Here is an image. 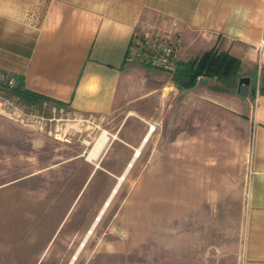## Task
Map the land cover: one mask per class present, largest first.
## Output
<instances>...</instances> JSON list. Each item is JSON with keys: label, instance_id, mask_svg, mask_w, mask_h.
<instances>
[{"label": "crops", "instance_id": "1", "mask_svg": "<svg viewBox=\"0 0 264 264\" xmlns=\"http://www.w3.org/2000/svg\"><path fill=\"white\" fill-rule=\"evenodd\" d=\"M144 30L171 35L177 61L214 46L230 52L250 84L219 91L207 78L180 88L172 71L127 59L134 33ZM259 68L264 86V0H0V73L23 76L28 89L102 118L134 99L144 84L140 74L152 76L149 91L164 93L171 137L165 155L170 177L178 172L167 187L179 188L183 264L189 256L195 264L205 257L215 264H264V93L254 91ZM173 90L190 98L171 102ZM210 117L215 131L207 128ZM209 132L215 133V162L173 167L177 157L199 155L187 145L209 141ZM205 177L214 181L211 213Z\"/></svg>", "mask_w": 264, "mask_h": 264}, {"label": "rangeland", "instance_id": "2", "mask_svg": "<svg viewBox=\"0 0 264 264\" xmlns=\"http://www.w3.org/2000/svg\"><path fill=\"white\" fill-rule=\"evenodd\" d=\"M140 77L144 84L136 98L102 118L48 101L28 105L9 94L0 73V264H70L118 176L138 153L148 122L157 123L156 131L117 186L73 264H183L179 188L167 187L178 180V172L171 178L165 155L171 143L170 123L165 129L162 110L165 95L148 90L152 76ZM179 97L188 100L190 95L173 90L171 102ZM210 120L207 128L215 131V118ZM172 122L176 126L175 117ZM105 130L109 140L98 157L91 158V149ZM208 134L209 141L187 145L199 155L188 160L177 157L173 167L215 162V133ZM172 143L173 149L179 148ZM202 183L205 210L211 213L214 181L205 177ZM200 242L206 250L204 237ZM189 260L187 264H195L196 258ZM199 264L215 260L205 257Z\"/></svg>", "mask_w": 264, "mask_h": 264}, {"label": "trees", "instance_id": "3", "mask_svg": "<svg viewBox=\"0 0 264 264\" xmlns=\"http://www.w3.org/2000/svg\"><path fill=\"white\" fill-rule=\"evenodd\" d=\"M241 60L228 51H222L216 46L206 50L201 55L186 61H175L172 76L180 88H192L202 77L213 80L212 88L219 91L236 90L241 75ZM6 81L4 87L9 94L18 97L28 105H40L44 101L55 103L58 106L64 102L32 91L26 87L24 77L4 72ZM13 80L11 84L9 81ZM256 89V88H255ZM254 89V91H255ZM264 93V86H261Z\"/></svg>", "mask_w": 264, "mask_h": 264}, {"label": "built area", "instance_id": "4", "mask_svg": "<svg viewBox=\"0 0 264 264\" xmlns=\"http://www.w3.org/2000/svg\"><path fill=\"white\" fill-rule=\"evenodd\" d=\"M176 41L169 34L150 30L136 31L129 45L127 59L150 67H160L172 71L177 59ZM263 73L258 70L255 90L259 94ZM11 84L13 80L9 81ZM152 125L150 126V129Z\"/></svg>", "mask_w": 264, "mask_h": 264}, {"label": "bare ground", "instance_id": "5", "mask_svg": "<svg viewBox=\"0 0 264 264\" xmlns=\"http://www.w3.org/2000/svg\"><path fill=\"white\" fill-rule=\"evenodd\" d=\"M132 113H133V112H132ZM132 113H131V114H132ZM148 123H149L150 126L152 125V128L150 129V127H149V130L147 131V133H146V135H145V137H144V140H143V142H142V145H140L139 147L136 148L137 151H138V153H137L136 155H134V157H133V158L131 159V161L128 163V169H126V171H125L122 175H120V176L118 177L119 182L117 183L116 187L113 188V190H112L111 194L109 195L108 199L104 202V205H103L102 209L100 210V213L97 215V217H96V219H95V222L93 223L92 227L89 229L88 233L86 234V236H85L83 242H82L81 245H80V248L83 247V245H84L85 242H86V239H88V237L90 236V234L93 232V228H94L95 224L97 223V221L100 219L101 213H103V211L105 210V208H106L107 205L109 204V202H110L112 196L114 195V193H115V191H116V189H117V186H118V185H119V184L125 179L126 173L128 172V170H129V168L131 167V165H133V162H134L135 158L141 154L142 147L144 146L145 142L148 140L150 133H152L153 131L156 130V127H157L156 123H151V124H150V122H148ZM108 139H109V137H108V133H107V131L105 130V131L100 135V137L97 139V141L95 142V144L93 145V148L91 149V152H90V157H91V158H94V159H95V158L98 157V155L101 153V151L103 150V148H104L105 145L107 144ZM80 248H79V249H80ZM78 252H79V250L76 251L75 255L73 256V258H72V260H71V262H70V264H73L74 260H75L76 257H77Z\"/></svg>", "mask_w": 264, "mask_h": 264}, {"label": "water", "instance_id": "6", "mask_svg": "<svg viewBox=\"0 0 264 264\" xmlns=\"http://www.w3.org/2000/svg\"><path fill=\"white\" fill-rule=\"evenodd\" d=\"M201 82H207V78L205 77H202L200 79ZM243 84H250V77H247V76H242L240 79H239V83H238V87L240 88Z\"/></svg>", "mask_w": 264, "mask_h": 264}]
</instances>
